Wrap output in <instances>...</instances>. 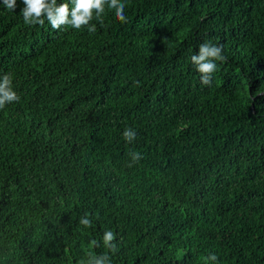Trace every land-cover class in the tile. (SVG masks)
Wrapping results in <instances>:
<instances>
[{"label": "trees", "instance_id": "1", "mask_svg": "<svg viewBox=\"0 0 264 264\" xmlns=\"http://www.w3.org/2000/svg\"><path fill=\"white\" fill-rule=\"evenodd\" d=\"M122 2L93 33L0 0V264H264V0ZM204 42L227 57L210 86ZM106 230L117 251L89 248Z\"/></svg>", "mask_w": 264, "mask_h": 264}, {"label": "clouds", "instance_id": "2", "mask_svg": "<svg viewBox=\"0 0 264 264\" xmlns=\"http://www.w3.org/2000/svg\"><path fill=\"white\" fill-rule=\"evenodd\" d=\"M23 7L21 9L23 22L25 25L43 26L45 20L54 30L62 27H71L75 30L87 28L89 32H95L96 26L91 23L95 18L103 23L101 17L106 8L114 11L115 18L121 23H127V17L124 14L125 4L122 0H68V2L57 3V0H21ZM2 5L13 12L17 7V0H2ZM227 57L223 55V46L204 42L199 45L198 52L191 56V63L195 66L196 71L200 74L199 79L202 85L210 86L212 77L217 70V61L224 63ZM20 97L13 90L12 79L9 74L0 77V109L6 104L19 102ZM123 139L131 143L136 137V132L131 128H126L122 134ZM132 161L129 163L131 167L142 157L139 153H131ZM79 224L84 228L92 227V220L88 213L80 218ZM115 234L111 230L103 233L102 240L92 239L89 241V248L95 249L103 247L109 252H116L117 245L115 243ZM205 259V264H216L217 256L209 254ZM80 264H112L110 256L107 252L94 254L90 252L87 260H82Z\"/></svg>", "mask_w": 264, "mask_h": 264}]
</instances>
